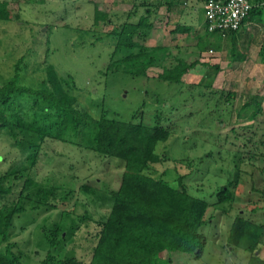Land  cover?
I'll return each instance as SVG.
<instances>
[{"label": "rangeland", "instance_id": "obj_1", "mask_svg": "<svg viewBox=\"0 0 264 264\" xmlns=\"http://www.w3.org/2000/svg\"><path fill=\"white\" fill-rule=\"evenodd\" d=\"M10 2L19 19L0 21L2 81L15 74L17 61L23 57L25 83L42 80L44 67L52 64L62 76L74 78L73 93L80 107L95 118L105 111L108 116L123 121L154 125L157 116H162L164 126L173 129L172 137L165 144L169 160L152 166L147 173L175 182L178 174L193 172L184 179V185L190 194L210 203L216 202V192L222 186L237 178L234 162L238 160L239 163L243 158L236 200L221 206L215 204L207 212V224L202 229L207 243L202 257L196 259L183 252H165L163 257L171 259V264H249L250 253L231 248L228 236L238 214L264 222V0H260L261 21L248 22L240 31L236 58L231 52V38L225 37L221 44L218 42L220 50L201 53L202 60L210 63L208 66L191 69L183 76L182 84L174 85L157 79L160 69L149 71L150 79L134 77L124 71H108L115 40L105 34L114 26L105 22L94 25L95 9L109 8L113 24L118 25L125 19V10H130L127 0ZM203 3L205 0L188 3L190 11L183 21L190 25L191 33L177 40L185 46L181 53L188 59L194 58L195 51H199L195 48L197 37L193 33L196 30H200L199 34L205 33ZM202 85H210V88ZM229 92L233 93L230 101L227 100ZM255 98L262 106L257 120L250 118ZM247 103H252L253 108L243 110ZM24 158L5 131H0V175L11 165L22 163ZM123 171L122 161L48 139L32 177L56 188L57 198L51 200L58 208L17 216L11 239L13 250L17 254L22 251L21 259L25 264H40L48 252L44 245H39L41 241L43 244L40 229L44 224L63 219L61 213L65 211L71 216L66 222L76 220L80 224L65 250H75L79 259L89 262L100 231L97 222L109 215L112 200L109 194H103L101 199L94 198L86 194L82 186L117 189ZM23 183V180L18 182L3 203L17 201ZM98 192L101 196L104 193ZM65 194H69V198L63 200ZM80 217L89 220L80 222ZM5 246L0 241L1 250ZM260 255L264 258V244Z\"/></svg>", "mask_w": 264, "mask_h": 264}, {"label": "trees", "instance_id": "obj_2", "mask_svg": "<svg viewBox=\"0 0 264 264\" xmlns=\"http://www.w3.org/2000/svg\"><path fill=\"white\" fill-rule=\"evenodd\" d=\"M134 1L125 19L118 25L114 24V28L105 34L115 40L108 71H124L134 77L150 79L149 71L160 69L158 80L170 85L182 84L183 76L201 64L199 56L195 54L194 58L188 59L182 55L180 48L174 53L170 47L149 46L148 41L156 24L152 16L157 10H151L148 0ZM137 1L141 2L137 4ZM25 2L44 3L45 0ZM252 2L254 8L244 20L242 28L248 22H260L262 19L260 0ZM111 13L109 8L96 7L94 25L115 23ZM16 18L19 19V15L14 14L10 0H0V21L9 22ZM241 29L209 32L206 28L204 34H199L200 30H197L193 35L197 37L196 46L201 52L210 49V46L220 50L218 42L230 37L231 52L236 58ZM174 32L190 34L191 27L178 25ZM24 62L23 57L17 61L15 74L10 79H0V131H5L12 145L25 157L22 163L11 165L7 172L0 175V241L6 244L4 250L0 248V264H25L21 259L22 251L17 254L11 242L17 216L29 212H50L58 208V204L51 200L57 198L56 188L32 177L48 139L122 161L124 171L117 189L97 188L88 184L82 186V190L94 198L101 199L104 198L103 194H109L112 200L109 215L97 222L100 231L91 260L85 262L77 257L75 250H65L66 243L75 235L80 224L76 220L66 222L71 216L63 211V219L50 225L44 224L40 229L43 244L41 241L39 245H44L48 250L40 264H171V259L163 257L165 252H183L200 259L207 243L202 232L207 224V212L215 204L221 206L236 200L243 158L239 163L238 160L234 162L237 178L216 192V202L210 203L196 197L184 185V179L193 172L178 174L175 182L147 173L152 166L169 160L165 144L172 137L173 129L164 126L166 123L162 116H157L154 125L123 121L108 116L105 111L95 118L80 107L79 99L73 93L76 83L72 76H62L54 65L48 63L44 67L45 77L37 83L28 84L22 78ZM215 68L220 71L219 66ZM198 86L201 88L200 84ZM202 87L210 88V85ZM231 96L232 92L227 93V100L230 101ZM253 105L255 107L250 118L257 120L262 114L258 98L253 100ZM253 105L247 103L242 109L253 108ZM21 180L24 183L17 201L3 203ZM98 191L104 192L102 196ZM68 195L65 194L63 200L68 199ZM78 220L86 223L89 218L80 217ZM263 244L264 222L259 223L238 214L229 231L228 245L249 252V264H264V258L260 255Z\"/></svg>", "mask_w": 264, "mask_h": 264}, {"label": "crops", "instance_id": "obj_3", "mask_svg": "<svg viewBox=\"0 0 264 264\" xmlns=\"http://www.w3.org/2000/svg\"><path fill=\"white\" fill-rule=\"evenodd\" d=\"M121 1V0H120ZM129 2V8H133V5L135 4L134 0H127ZM144 1V0H143ZM141 1H137L136 3L139 4ZM150 4L151 10L155 9L157 10V13H155L152 17L154 18L153 21H156L155 28L152 30L148 45L151 47H160V46H166L167 48L170 47V49H174V53L177 49L180 48V52L185 49L182 45V43L178 42V38L182 35H188V34H175V29L178 25H185L190 26L189 24H184L183 18L185 16L187 17L189 14V8L188 3L191 2V0H148ZM119 4V3H118ZM204 4L203 3V13H204ZM159 7V8H158ZM125 11L128 12L126 9ZM130 11V10H129ZM121 11H119L120 13ZM121 14V13H120ZM166 24L163 23L164 22ZM115 26L114 24H112ZM197 31V30H196ZM214 40H212V43ZM216 46H210V49L202 51L199 49V51H195L197 55L199 56V59L201 60V64L197 66H205L203 64H210L209 62H204L201 58V53L208 52V51H215L217 50ZM195 48L197 46L195 45ZM195 54V53H194ZM196 68V67H195Z\"/></svg>", "mask_w": 264, "mask_h": 264}, {"label": "built area", "instance_id": "obj_4", "mask_svg": "<svg viewBox=\"0 0 264 264\" xmlns=\"http://www.w3.org/2000/svg\"><path fill=\"white\" fill-rule=\"evenodd\" d=\"M253 8L252 0H206V28L209 32L237 31Z\"/></svg>", "mask_w": 264, "mask_h": 264}]
</instances>
